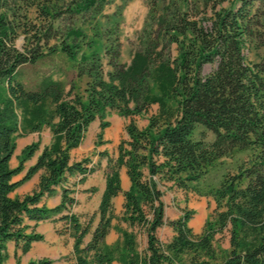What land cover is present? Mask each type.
<instances>
[{"label":"trees","instance_id":"16d2710c","mask_svg":"<svg viewBox=\"0 0 264 264\" xmlns=\"http://www.w3.org/2000/svg\"><path fill=\"white\" fill-rule=\"evenodd\" d=\"M105 3L0 0V264L8 241L24 253L40 240L32 229L45 219L64 221L58 232L72 238L71 264H264V0H146L139 46L128 64L118 61L116 22L103 31L96 23L88 25L92 38L74 24L99 14ZM17 35L22 36L20 48L13 45ZM83 45L91 49L87 54ZM249 49L255 59L244 54ZM56 52L73 61L75 76L85 77L83 87L64 90L59 81L44 76L37 90H25L16 79L18 67ZM207 64L210 69L202 73ZM151 104H156L155 112L138 128L132 117ZM106 110L129 118L126 138L116 144L114 157L95 152L106 160L104 187L96 210L80 221L70 211L72 189L63 183L75 174L82 180L97 163L88 156L71 160L69 154L96 118L94 145L102 143ZM42 126L49 129V142L40 149L38 140L25 145L11 167L19 128L37 132ZM205 131L212 133L210 140ZM38 149L33 163L13 179ZM245 150L253 152L248 165L221 175L212 190L213 214L199 233L187 225L192 210L164 219L160 185L168 182L186 193L216 161ZM120 167L129 187L122 191L121 211L115 215L111 199L121 191ZM39 169L29 192L11 196ZM55 187L59 203L39 204ZM112 219L124 227L117 228L118 241L105 244ZM162 225L172 231L165 242L155 235ZM222 230L228 233V245L216 249L215 234ZM139 233L145 236L140 250ZM49 263L38 258L24 264Z\"/></svg>","mask_w":264,"mask_h":264},{"label":"rangeland","instance_id":"374dc122","mask_svg":"<svg viewBox=\"0 0 264 264\" xmlns=\"http://www.w3.org/2000/svg\"><path fill=\"white\" fill-rule=\"evenodd\" d=\"M147 14V3L146 0H107L100 11L99 14L94 17L85 16L80 20L75 21V25H80L88 38H92L93 34L88 25L96 23L100 31L111 27L114 22L117 24L118 40H119V55L118 61L123 64H128L130 61L133 51L138 49V38L141 34L144 19ZM68 24L66 20L63 25ZM22 44V36L17 35L13 39V45L20 48ZM96 49L95 46H93ZM100 48V47H98ZM91 49L87 48L86 45L81 47V51L88 53ZM97 51H101V48ZM244 54L249 59H255L252 49L244 50ZM171 54H174L173 44L171 45ZM78 55L76 59H78ZM72 60L66 58L63 54L56 52L53 55L46 56L36 62L29 64L25 63L18 67L16 79L22 83L25 90H37L39 88V82L44 76L50 77L53 81H59L64 90H67L70 85H73L75 90H80L84 85L85 77L77 78L72 66ZM210 65H204L202 73L208 72ZM156 104H151L147 107L146 112L133 116L132 120L138 128H142L147 120L146 117L152 114L156 110ZM19 114V110H17ZM109 124L108 128L102 133L101 130V141L102 143L94 145L96 139V134L99 132V120L96 118L88 126L83 140L78 146L70 152L71 160H78L83 156H88L92 162L100 160L102 165H106L104 157L98 158L95 154L96 151H106V153L113 157L116 151V144L121 139H125L124 125L128 122L129 118H124L118 115L113 110H106L103 119ZM199 127L197 126L195 131ZM38 132H41L40 134ZM38 132L24 131L23 128H19L17 134L14 136V150L10 157L9 165L11 167L17 164V158L20 154V150L32 141L38 140L39 149L42 146L40 141L44 139L47 134H50L48 127L42 126ZM106 132L110 134H106ZM113 134H115L113 138ZM108 135V136H107ZM205 139L210 140L212 138V133L205 131ZM196 136V133H194ZM110 137V138H109ZM39 149L35 151L34 155L23 162V169L21 173L15 175L13 179L19 178L24 170L33 163V160ZM253 155L251 150L235 152L229 157H223L215 162V164L210 167L207 172L192 183V188L186 193L180 189L174 187H168L169 183H164L160 185V189L163 191L161 195V201L163 203V216L164 219H173L180 214L181 209L192 210L191 216L187 221V225L191 228L194 233H199L203 227L206 218H210L213 214L215 208V202L212 198V190L218 185L221 175L224 173L235 174L237 170L243 166L248 165L250 157ZM81 176H77V182ZM86 182L89 180H95L98 176L93 173L85 174L83 176ZM99 180V179H98ZM33 187L29 188L31 190ZM89 194L83 199L84 211H81V216H83L84 221L88 215H91L95 211V204L93 198L95 196L94 190L95 186H89L86 189ZM16 194H21V187L15 189ZM15 195V194H14ZM95 219V218H94ZM93 219V220H94ZM93 223V221H92ZM91 223V224H92ZM110 230L105 238V244H112L120 239L119 233L117 231V224ZM121 226H124L121 224ZM116 231V232H115ZM172 231L170 227L162 225L158 227L155 231V235L161 242H165L169 239ZM137 249H141L145 244V236L143 233H139L136 237ZM228 233L226 230L215 234V240L213 241V246L217 249L221 247L223 249L227 248L228 245ZM6 258L4 264H15L18 261L20 264H24L29 260L45 258L49 259V264H70V254L69 249L65 248L60 252L49 253H39L38 250L34 252L21 253L18 249H15L12 244H6ZM111 264H116L112 262Z\"/></svg>","mask_w":264,"mask_h":264},{"label":"crops","instance_id":"0c3cea01","mask_svg":"<svg viewBox=\"0 0 264 264\" xmlns=\"http://www.w3.org/2000/svg\"><path fill=\"white\" fill-rule=\"evenodd\" d=\"M90 123H89V125H90ZM108 126H109V124L107 126H105L104 128H102L103 134H105L104 130L107 129ZM38 133L40 134L41 132H38ZM106 134H110V133L106 132ZM114 136H115V134H113V138H114ZM49 140H50V134H47V137L45 136L44 139H41L39 141H40L41 145L43 146V145L47 144L49 142ZM76 148H78V146ZM76 148H74V149H76ZM74 149H72L71 151H73ZM98 151H101V150H98ZM98 158L100 159V157H98ZM92 163H94V164L97 163L96 164L97 167L92 172H90V174L92 175L94 173L95 176H98L97 179L89 180L86 182V179L83 178L80 182H77L78 178L76 180V177L80 176V175L75 174V175L67 177V180L63 183V185H67L68 187H70L72 189L70 192V195L73 197L74 203H73L72 207L70 208V211L72 213H75L78 216L80 221H82L84 219L83 216H81V211L85 210L84 209L85 205L83 203V199L86 196H88V194H89V192L86 189L89 186H95V190H94L95 196L93 198L94 199L93 202L95 204V210H96L101 192H102L103 187H104L105 166L102 165L100 160H98L96 162H92ZM41 172H42L41 169L37 170L28 180L22 182L19 186L16 187V188L21 187V194H19V195L16 194L15 193L16 188H15L10 193L11 196L14 194L20 196V195L26 193L29 188L34 187L36 182H37L38 176ZM118 175H119V184H120L121 191L119 193H117L115 196H113L111 199V203H112V207H113V213L115 215H119V213L121 211V204L123 201L122 191L127 190L129 187V181L127 179V176L125 175L124 167L119 168ZM59 201H60V189H59V187H55L54 193L52 195H49V196H42V198L39 201V204H43L46 207H54L55 205H57L59 203ZM95 222H96V218L93 220L91 227L95 224ZM115 222L118 223L117 228H123L124 227V226H121V224H123L122 222H119L116 219H112L110 222L111 227L109 228V230L107 231V233L104 236V242H105V238H106L107 234H109L110 230L112 228H114V226H116ZM28 223L30 225L33 224L32 221H30ZM63 227H64V221L61 219H45V220L38 221L34 225L32 231L41 234L42 237L40 240L32 241L26 252L28 253V252H32V251L34 252V250H38L39 253L53 254L54 252L58 251L61 254L62 250L65 247V248L69 249V254L71 256L72 238L66 232H58V230L62 229ZM29 230H30V228L26 229V231H29ZM116 233H118V232H116ZM89 237H90V232L86 233L83 236V239H82L83 243L87 242ZM8 243L12 244L15 249H17V250L19 249L18 247H16L14 245V243L12 241H8L6 244H8ZM26 252H24V253H26ZM70 259H71L70 260V264H71L72 257ZM112 262H114V261H112Z\"/></svg>","mask_w":264,"mask_h":264}]
</instances>
